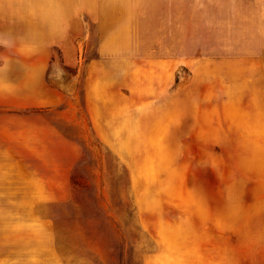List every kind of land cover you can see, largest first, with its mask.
Instances as JSON below:
<instances>
[{"label": "rangeland", "instance_id": "obj_1", "mask_svg": "<svg viewBox=\"0 0 264 264\" xmlns=\"http://www.w3.org/2000/svg\"><path fill=\"white\" fill-rule=\"evenodd\" d=\"M98 3L0 1V87L18 86L26 56L36 64L42 57L47 82L76 105L80 126L67 199L35 191L26 176V164L34 163L23 158L27 152L17 139L26 124H38V107L25 106L38 96L0 94V264L46 262L36 255L38 246L59 249L63 255L54 262L68 264H143L159 249L171 264H264V238L245 239L237 230L218 238L213 231L220 219L211 215L227 200L264 202V144L227 136L197 142L193 128L140 120L151 107L147 100L88 118L84 79L93 66L116 57L98 51L99 21L112 19L97 14ZM123 57L129 68L130 57ZM128 93L126 86L113 92ZM132 114L141 126L136 134ZM95 126L105 127L107 138ZM241 221L236 218V226Z\"/></svg>", "mask_w": 264, "mask_h": 264}, {"label": "crops", "instance_id": "obj_2", "mask_svg": "<svg viewBox=\"0 0 264 264\" xmlns=\"http://www.w3.org/2000/svg\"><path fill=\"white\" fill-rule=\"evenodd\" d=\"M81 1H99L97 14L112 17L99 21L98 51L102 57L116 56L114 62L93 66L84 79L83 108L91 122L121 111L128 100L132 110L147 100L151 107L140 120L193 128L197 142L218 143L227 136L233 143L264 144V0ZM47 61L38 57L36 64L26 56L18 86L0 87V94L38 96V103L25 105L38 107V124H26L17 139L27 152L23 158L34 163L26 164L28 184L67 199L79 156L74 131L80 126L76 105L47 82ZM140 61L147 65L139 66ZM122 86L129 92L125 97L113 94ZM131 127L135 134L141 127L134 114ZM104 128L94 130L107 138ZM263 208L264 202L223 201L211 212L220 219L213 232L222 239L236 230L245 239L254 238L251 234L263 239ZM236 218L241 225L236 226ZM58 250L38 246L36 255L47 259L33 264H68L54 262L62 254ZM165 255L159 249L143 264H171Z\"/></svg>", "mask_w": 264, "mask_h": 264}]
</instances>
